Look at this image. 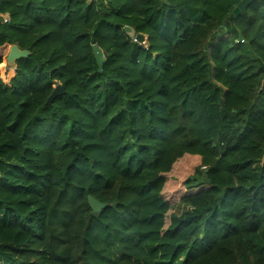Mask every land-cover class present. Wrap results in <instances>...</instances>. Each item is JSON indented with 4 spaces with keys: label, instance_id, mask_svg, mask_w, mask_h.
<instances>
[{
    "label": "trees",
    "instance_id": "obj_1",
    "mask_svg": "<svg viewBox=\"0 0 264 264\" xmlns=\"http://www.w3.org/2000/svg\"><path fill=\"white\" fill-rule=\"evenodd\" d=\"M240 1L0 0V50L29 52L0 55V264H264V0Z\"/></svg>",
    "mask_w": 264,
    "mask_h": 264
},
{
    "label": "rangeland",
    "instance_id": "obj_2",
    "mask_svg": "<svg viewBox=\"0 0 264 264\" xmlns=\"http://www.w3.org/2000/svg\"><path fill=\"white\" fill-rule=\"evenodd\" d=\"M3 18H5L3 19V23H5L7 19L5 16H3ZM6 47L7 46H4L0 50V55L2 57L7 56L9 47ZM55 86L56 83L53 84V87ZM197 166H199V158L186 155L175 162L172 166L171 171L164 176L165 186L162 191V196L170 207L168 216L170 214H180L182 212L183 207L179 203V200L183 195L189 193L185 188H183L182 183L184 182V180L194 174V170ZM168 223L169 220L167 219L166 224L168 225Z\"/></svg>",
    "mask_w": 264,
    "mask_h": 264
},
{
    "label": "water",
    "instance_id": "obj_3",
    "mask_svg": "<svg viewBox=\"0 0 264 264\" xmlns=\"http://www.w3.org/2000/svg\"><path fill=\"white\" fill-rule=\"evenodd\" d=\"M254 1L255 0H241L239 4L236 6V8L233 10V12L230 14L229 19H233L235 18V16H239L241 13H244L247 7ZM226 21L227 20H224L223 24H225ZM0 23H3V17L1 15H0ZM123 29L129 37L134 36V31L131 28L124 27ZM135 41L138 43H143L144 37H142L141 35H135ZM92 54L98 70L101 71L104 63V56L102 51L96 45H92ZM28 56H29L28 51L20 50L16 45H12L8 48L6 63L8 66H13L16 61L20 59H25ZM63 93H64L63 88L60 85L55 86L46 104H50L56 97L61 96ZM87 202L90 209L94 213H98L106 207V204L100 203L91 196L87 197Z\"/></svg>",
    "mask_w": 264,
    "mask_h": 264
},
{
    "label": "crops",
    "instance_id": "obj_4",
    "mask_svg": "<svg viewBox=\"0 0 264 264\" xmlns=\"http://www.w3.org/2000/svg\"><path fill=\"white\" fill-rule=\"evenodd\" d=\"M2 17H3V16H2ZM5 17H6V19H7V16H5ZM3 19H5V18H3ZM7 47H10V46H7ZM7 47H6V48H7Z\"/></svg>",
    "mask_w": 264,
    "mask_h": 264
},
{
    "label": "built area",
    "instance_id": "obj_5",
    "mask_svg": "<svg viewBox=\"0 0 264 264\" xmlns=\"http://www.w3.org/2000/svg\"><path fill=\"white\" fill-rule=\"evenodd\" d=\"M88 1H96V0H88ZM7 21V20H6Z\"/></svg>",
    "mask_w": 264,
    "mask_h": 264
},
{
    "label": "clouds",
    "instance_id": "obj_6",
    "mask_svg": "<svg viewBox=\"0 0 264 264\" xmlns=\"http://www.w3.org/2000/svg\"><path fill=\"white\" fill-rule=\"evenodd\" d=\"M7 21H8V20H7ZM7 21H6V22H7Z\"/></svg>",
    "mask_w": 264,
    "mask_h": 264
}]
</instances>
